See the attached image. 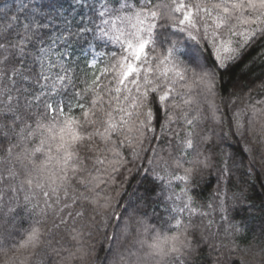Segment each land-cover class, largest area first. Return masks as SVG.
Here are the masks:
<instances>
[{"label": "snow or ice", "instance_id": "1", "mask_svg": "<svg viewBox=\"0 0 264 264\" xmlns=\"http://www.w3.org/2000/svg\"><path fill=\"white\" fill-rule=\"evenodd\" d=\"M45 8L56 3L0 19V264H28L41 247L56 264H197L211 221L199 219L208 213L194 190L214 169L231 173L235 156L222 145L247 138V171L264 173V99L233 108L227 133L216 103L224 75L264 41V0H104L55 36L61 13ZM73 43L103 67L65 60ZM250 87L234 84L230 96L243 100ZM133 167L171 191L154 223L121 211ZM69 228L65 246L57 236Z\"/></svg>", "mask_w": 264, "mask_h": 264}, {"label": "trees", "instance_id": "2", "mask_svg": "<svg viewBox=\"0 0 264 264\" xmlns=\"http://www.w3.org/2000/svg\"><path fill=\"white\" fill-rule=\"evenodd\" d=\"M56 3L55 10L45 8L43 11L52 12L56 15L58 10L61 13L60 19L51 26L49 31L53 36L64 32L70 25L64 23L65 18L68 21L75 20L76 23H87L88 16H95L101 10V4L104 0H0V19L5 14L18 15L21 20L29 12H40L41 5ZM163 5L170 3L171 0H156ZM69 3L74 9L68 7ZM64 7L60 8L59 5ZM27 5V8L24 6ZM23 9V10H22ZM83 15V21L81 15ZM99 22L98 20L96 21ZM131 31L130 28H128ZM183 42V41H182ZM118 44H106V50L119 49ZM65 48L61 47L60 51ZM73 66H79L81 71H96L102 68V63L92 64L93 53L87 45L73 43L67 46ZM87 61V67H85ZM264 78V41L256 43L251 47L244 57V61L231 68L224 75L221 82L223 87L220 89L216 103L219 105L221 113H226L223 117L218 114V119L224 120V132H228L227 117L232 115L233 108L243 107L259 99H264L260 87V79ZM219 80V76H218ZM252 82H255L254 84ZM250 84V95L245 94L243 100L237 97H231L230 93L234 90V84ZM192 99L197 101L199 96L193 90ZM228 101V108L224 107V101ZM236 103L232 104L231 101ZM250 114V113H249ZM220 129L217 128V132ZM239 141V142H237ZM219 142V141H218ZM247 146V138L231 137L227 143L222 145V149L227 154H234L235 160L230 163L232 169L226 177L219 169H214L211 175H205L199 187L195 188V199L197 212H207L208 215L199 219L205 225L211 221L208 228L209 243L201 245L203 251L198 255L197 264H264V173L259 177L256 172L251 174L247 171L250 163L248 154L243 149ZM227 159V157H225ZM159 171V170H157ZM171 172V170H169ZM181 175L182 172H177ZM128 175V180L123 188H118L120 195L118 200H122L121 211L127 207L129 215L134 216L137 210L147 212L150 222H155L156 214H163L164 207L170 203L165 200L166 195L171 191L164 185L166 182L154 180L152 174L140 173L137 175L135 167ZM179 185V187H176ZM183 184L179 180L172 181V191L179 194ZM221 200L226 201L227 212H221L217 205ZM179 204V201H177ZM211 205V207H209ZM186 216L187 213H184ZM226 217V218H225ZM235 224L241 229L236 233L231 231V226ZM27 227V224H24ZM70 228L57 236L61 243L70 246ZM23 230L20 235H15L17 241H21ZM23 250H21L22 252ZM20 255V253H17ZM103 255V254H101ZM21 259L23 256L21 255ZM58 258L46 247H41L36 255L30 258L28 264H56Z\"/></svg>", "mask_w": 264, "mask_h": 264}]
</instances>
